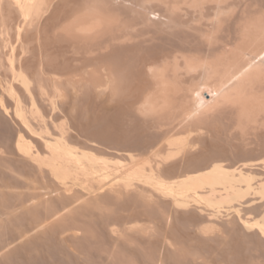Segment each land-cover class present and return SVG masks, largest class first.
I'll return each mask as SVG.
<instances>
[{
	"label": "bare ground",
	"instance_id": "obj_1",
	"mask_svg": "<svg viewBox=\"0 0 264 264\" xmlns=\"http://www.w3.org/2000/svg\"><path fill=\"white\" fill-rule=\"evenodd\" d=\"M0 84V264H264V0H0Z\"/></svg>",
	"mask_w": 264,
	"mask_h": 264
},
{
	"label": "rangeland",
	"instance_id": "obj_2",
	"mask_svg": "<svg viewBox=\"0 0 264 264\" xmlns=\"http://www.w3.org/2000/svg\"><path fill=\"white\" fill-rule=\"evenodd\" d=\"M0 89L2 90V91L0 90V98H1V97L4 96V95H3V94H4V91H3V85H2V84H0ZM2 93H3V94H2ZM91 97H94V96H91ZM91 97H89V99H90ZM90 100H91V99H90ZM87 101H88V102H87L86 104L89 105V106L91 105V106L88 107V106H86V104H85V107H86V108H85L84 106H82V107L85 108V109L83 108V110H84L83 112H85V114L88 112V117H85V118H87V119L89 118L88 120L86 119L87 122H88V121H91L90 123L88 122L89 124H88V123L86 124V126L89 125L88 128L90 127V128H89V131H90L89 137H90V138H93V137H94V139H96L97 136H98V138L102 140V139H103L102 134H104L103 132H105L104 130L106 129V120H105L106 117H104V116H105V112H104V108H103L102 102H101L100 100H99V102H97L98 99L96 100V98H95V99H94V98L92 99V103H91L89 100H87ZM96 102H97V103H96ZM89 103H90V104H89ZM96 104H97V105H96ZM98 104L100 105V107H98V106H99ZM82 105H83V104H82ZM101 105H102V107H101ZM88 108H89V109H88ZM100 108H103V110L100 109ZM0 109H1V108H0ZM86 109H87L88 111H87ZM96 109H97V110H96ZM99 109L102 110L103 112L100 111ZM85 110H86L87 112H86ZM98 110L101 112V114L98 113V112H99ZM81 111H82V110H81ZM90 111H91V112H90ZM1 113L4 115V113L2 112V110H1ZM1 113H0V114H1ZM89 113L91 114L90 116H89ZM85 114H84V116H87V115H85ZM93 114H95V115L92 116ZM98 114H99L100 116H99ZM3 115L0 116V130H1V131H0V132H1V133H0V137H1V138L3 137V140H1V138H0V140L3 141V142H0V144H1V143H5V142H6V143H5L6 145L9 144L7 139H9V142L13 139L14 142H11V143L13 144V143H15V141H16V139H17L16 137H17V135H18L17 133L19 132V130H18L19 127H18V125L16 124L15 120L12 118L13 115L9 116V115L5 114L4 117H3ZM82 115H83V114H82ZM6 116H8L7 118H9L10 121H9L7 118H5ZM91 116H92V118H91ZM98 116H99L100 118H99ZM1 117H2V118H1ZM93 117H94V118H93ZM95 117H97L98 119H96ZM90 118H91L92 120H91ZM6 119H7V120H6ZM11 119H12V120H11ZM94 119H95V120H94ZM1 120H2V121H1ZM5 121H6V122H5ZM8 121H9V122H8ZM96 121H97V122H96ZM100 121H101V122H100ZM104 121H105V123H104ZM10 122H12L13 126H12V124H11ZM99 122H100V123H99ZM2 123H3V124H2ZM10 124H11V125H10ZM91 124L93 125V127H92ZM96 124H97L98 126H97ZM103 124H104V125H103ZM3 125H4V126H3ZM6 125H8V127H7ZM9 125H10V127H11L12 129L9 128ZM100 125H101V126H100ZM15 126H17V127H15ZM97 127H100V128H97ZM15 128H16V129H15ZM93 129H94V130H93ZM15 130H17V131H15ZM97 130H98V131H97ZM89 131H88V132H89ZM100 131H101V132H100ZM92 133H94V135H93ZM15 134H16V135H15ZM100 135H101L102 137H101ZM6 138H7V139H6ZM14 138H15V139H14ZM98 138H97V139H98ZM10 139H11V140H10ZM11 143H10L9 145H12ZM5 144H4V145H5ZM1 145H2V144H1ZM6 145H5V146H6ZM13 145H14V144H13ZM8 150H9V148H8ZM8 154H9V153H8ZM9 156L11 157V154H9ZM75 195H76V194H75ZM76 196H77V195H76ZM74 201H75V199H74ZM47 246H48V248H47ZM49 248H50V249H49ZM53 248H54V244L51 245L50 242H47L46 244H43V246L40 247V249H39V250H40V251H39V254H35V253L32 254L33 251H32V252L29 251V253H27V254L25 255L26 258H24V259H25V261L27 262V264H29V263H30V264H37V263H36L37 261L40 262V264H45V263H46V264H51V263H52V264H61L60 262H62V261H64V260H65V261L62 262V263H65V262L68 260V262H66V264H74L75 260L72 259V261H73V262H72L71 259H68V258L63 254V252H62L60 249H58V248L56 249V247H55L54 249H56V250L54 251ZM42 249H43V251H42ZM44 249H45V250H44ZM49 250L51 251V253L49 252ZM57 250H59V251L62 252V253H60V252L57 251ZM30 252H31V253H30ZM53 252H55V253H53ZM56 252H57V253H56ZM40 253H41V254H40ZM49 253H50V254H49ZM30 254H31L32 257L34 256L33 258H35V259H34V261L36 260L35 262H33V261H32L33 259L30 258ZM43 254H44V255H43ZM48 254H49V255H48ZM51 254H52V255H51ZM53 254H55V255L58 254V255L54 256ZM62 254H63V255H62ZM92 254L94 255V253H92ZM38 255H39L40 257H39ZM60 255H61V256H60ZM36 256H38V257H36ZM41 256H42L43 258H41ZM46 256H47V257H46ZM57 256H59V257H58L59 259L56 258ZM52 257H53V258H52ZM54 257H55L56 261H55ZM29 258H30V259H29ZM38 258H39L40 261L38 260ZM50 258L52 259V262H50V261H51ZM64 258H65V259H64ZM28 259H29V260H28ZM42 259H43V261H42ZM44 259H45V260H44ZM63 259H64V260H63ZM47 260H48V261H47ZM31 261H32V263H31ZM44 261H45V262H44ZM59 261H60V262H59ZM69 261H70V262H69ZM71 262H72V263H71ZM82 262H83V261H81V262H77V261H76L75 263H76V264H78V263H80V264H87V263H85V262H83V263H82ZM38 264H39V263H38ZM88 264H89V263H88ZM92 264H103V261H102L99 257H95L94 262H93Z\"/></svg>",
	"mask_w": 264,
	"mask_h": 264
}]
</instances>
